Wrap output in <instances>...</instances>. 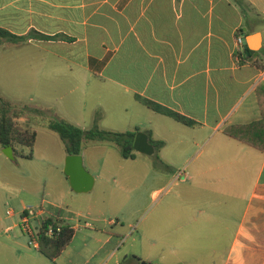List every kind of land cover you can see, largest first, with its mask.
Segmentation results:
<instances>
[{
  "label": "crops",
  "instance_id": "obj_1",
  "mask_svg": "<svg viewBox=\"0 0 264 264\" xmlns=\"http://www.w3.org/2000/svg\"><path fill=\"white\" fill-rule=\"evenodd\" d=\"M0 27L51 37L21 45L69 64L52 68L47 80L66 98L53 106L57 117L17 109L21 125L35 130L38 117L47 126L59 119L83 130L148 135L154 152L128 159L146 155L147 167L163 172L162 240L148 243L172 255L166 264H264V152L224 132L262 119L264 0H0ZM238 32L258 47L253 55L238 52ZM11 45L19 46L5 41L0 49ZM138 96L196 125L159 114ZM91 142L98 141L84 143ZM6 202L0 198V207ZM39 208L70 223L68 211L45 198L36 207L21 201L17 215L0 210V264H56L17 230L21 214Z\"/></svg>",
  "mask_w": 264,
  "mask_h": 264
},
{
  "label": "rangeland",
  "instance_id": "obj_2",
  "mask_svg": "<svg viewBox=\"0 0 264 264\" xmlns=\"http://www.w3.org/2000/svg\"><path fill=\"white\" fill-rule=\"evenodd\" d=\"M41 52L49 53L39 50L38 45L21 43L0 49V95L17 109L27 107L31 112L34 107H39L44 109L43 117L54 119L57 110L53 106L57 109L66 98L61 99L52 91L47 81L49 72L52 68L69 64L61 60L56 62L54 57ZM42 70L46 74L38 80V72ZM70 83L73 81L66 83L65 88ZM43 105H50V108ZM43 123H38L37 117L34 128L38 136L32 149L17 147L23 155L32 154V158H8L0 147V198L7 201L1 205V213L6 216L9 209L16 211L17 215L21 201L27 207H36L44 198L67 210L70 224L76 230L72 242L57 258L56 264L174 262L172 255L159 245L154 247L148 243L150 236L162 240L163 235L162 203H157L166 196L168 189L164 187L166 184L159 167H147L150 162L146 155L139 157L138 161L124 159L117 146L91 142L84 146V165L98 179L91 192L77 194L64 174L65 146L59 135ZM44 207L51 209L49 204ZM53 210L58 211V208ZM18 219L17 230L28 245L29 239L23 234ZM110 237L111 242L107 243Z\"/></svg>",
  "mask_w": 264,
  "mask_h": 264
},
{
  "label": "trees",
  "instance_id": "obj_3",
  "mask_svg": "<svg viewBox=\"0 0 264 264\" xmlns=\"http://www.w3.org/2000/svg\"><path fill=\"white\" fill-rule=\"evenodd\" d=\"M46 39L51 37L38 34L32 31L26 36H17L10 31L0 27V45L5 41L13 44L26 43L32 39ZM259 105L262 111V119L249 125H234L225 129V134L236 139L248 146L264 152V97L258 91ZM138 101L149 109L168 116L177 122L186 126H195L196 122L189 118L164 108L154 102L142 97H137ZM20 116L17 108L10 101L0 96V147L5 149L13 147L15 156L32 158V154L23 155L17 147L33 148L37 141V132L29 126L21 125L17 118ZM48 127L57 133L62 140L66 153L68 155H82L86 141L111 142L115 144L123 158H134V142L136 133L132 132H112L99 128L93 130H83L64 120L55 119L49 122ZM151 136V135H150ZM156 148L163 145L162 141L155 142L151 139ZM50 226L61 227V233L54 238L47 237L46 231ZM75 229L73 225L60 218L45 217L43 219V233L40 237V249L38 250L43 256L51 261H55L62 252L70 245L74 238ZM138 259V258H137ZM140 260V259H138Z\"/></svg>",
  "mask_w": 264,
  "mask_h": 264
},
{
  "label": "water",
  "instance_id": "obj_4",
  "mask_svg": "<svg viewBox=\"0 0 264 264\" xmlns=\"http://www.w3.org/2000/svg\"><path fill=\"white\" fill-rule=\"evenodd\" d=\"M244 48L247 51V56L253 55L258 47L249 45V41L245 36ZM134 150L140 154L150 155L154 152V147L149 143V137L144 132L136 134L134 142ZM4 154L11 159H14L13 147L3 149ZM64 174L68 178L72 190L77 194L89 193L94 189L96 179L86 169L82 155H68L65 161ZM142 264H150L142 262Z\"/></svg>",
  "mask_w": 264,
  "mask_h": 264
},
{
  "label": "built area",
  "instance_id": "obj_5",
  "mask_svg": "<svg viewBox=\"0 0 264 264\" xmlns=\"http://www.w3.org/2000/svg\"><path fill=\"white\" fill-rule=\"evenodd\" d=\"M244 40L245 36L238 32L236 34V44L238 46V52H244ZM7 214L12 216L14 213L8 211ZM45 211L43 208L29 209L23 212L20 216V228L23 234L28 237V245L35 248L37 251L40 249V237L43 233V219ZM61 227L50 226L45 235L50 238L57 237L61 233Z\"/></svg>",
  "mask_w": 264,
  "mask_h": 264
}]
</instances>
